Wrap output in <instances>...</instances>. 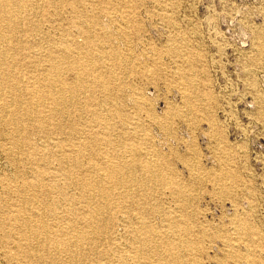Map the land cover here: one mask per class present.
Returning <instances> with one entry per match:
<instances>
[{"label":"rangeland","instance_id":"374dc122","mask_svg":"<svg viewBox=\"0 0 264 264\" xmlns=\"http://www.w3.org/2000/svg\"><path fill=\"white\" fill-rule=\"evenodd\" d=\"M58 2L40 6L13 35L9 54L20 62L13 66L15 72L34 74L27 63L43 65L39 60L44 51L66 39L82 51L81 31L89 32L104 52L119 54L104 62L109 66L105 71H113L110 83L122 87L120 109L142 126L139 143L159 156L160 172L184 193L180 199L168 188L149 190L143 209L149 223L156 230L164 228L160 211L182 218L189 231L184 239L197 248L188 258L197 264H264V0ZM33 24L35 30H30ZM69 75L63 81L74 85ZM96 95L93 100L101 101ZM116 124L120 126L118 119ZM32 138L37 148L47 141L38 133ZM60 138L64 135L54 137ZM7 147L0 123V217L7 213L5 182L17 186L31 177L26 157L16 154L14 167ZM67 195L77 197V192L69 188ZM124 204L130 213L112 210L105 238L95 247L125 251L127 264L134 245L132 228L139 219L135 207ZM152 207L159 212L151 215ZM229 248L235 256L228 255ZM18 254L5 244L0 230V264H40L32 255L21 254L25 258L20 263L13 260ZM92 256L82 264H105Z\"/></svg>","mask_w":264,"mask_h":264},{"label":"bare ground","instance_id":"6f19581e","mask_svg":"<svg viewBox=\"0 0 264 264\" xmlns=\"http://www.w3.org/2000/svg\"><path fill=\"white\" fill-rule=\"evenodd\" d=\"M55 1L58 2L0 0V123L12 165L17 162L14 156L19 154L26 157L31 170L30 179H22L20 185L5 182L8 201L3 209L7 213L0 217V230L5 244L19 252L13 260L18 258L20 263L32 255L40 264H82L95 255V259L105 264H124L125 251L108 250L106 246L98 250L95 245L105 238L107 219L114 209H128L129 205L124 206L128 202L137 210L139 219L131 233L134 245L126 251L132 264H197L188 258L197 248L191 240L184 239L189 231L183 226L182 218L160 211L165 225L156 230L148 221L149 214L143 211L148 204L149 190L168 188L179 198L184 193L179 186H171L160 172L159 156L155 157L139 143L142 126L138 121H130L120 109L122 87L110 83L113 71H105L109 66L106 68L104 62L118 59V52V55L115 51L104 52L102 46L94 44L89 32L81 31L82 51L76 45H68L66 39L44 51V57L39 60L43 65L27 63V67L31 64L34 67V74L19 75L13 69L20 63L17 56L9 54L13 50V35L31 13ZM29 29L35 30L34 24ZM67 74L74 76V85L63 81ZM96 94L101 101L93 100ZM106 106L109 108L105 109ZM117 119L120 126L116 124ZM34 133L47 139L41 148L32 142ZM61 134L63 140L54 139ZM55 164L57 169L52 168ZM137 169L140 175H136ZM69 188L77 192L76 198L67 195ZM153 207L151 215L159 212ZM21 254L25 257H20ZM228 255H236L233 248L228 249Z\"/></svg>","mask_w":264,"mask_h":264}]
</instances>
